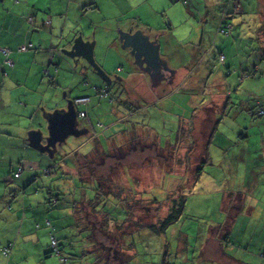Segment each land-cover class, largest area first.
Returning a JSON list of instances; mask_svg holds the SVG:
<instances>
[{"label": "crops", "instance_id": "obj_1", "mask_svg": "<svg viewBox=\"0 0 264 264\" xmlns=\"http://www.w3.org/2000/svg\"><path fill=\"white\" fill-rule=\"evenodd\" d=\"M86 1L88 2L86 3ZM123 2L127 3L126 0H115L120 10L117 16L120 19V23L117 25V29L119 30L120 28L122 31H127L129 23L127 24V17H123L125 13L121 12L123 11ZM97 3V0H0V264H48V261H45L47 258H51L53 264H60L57 256L52 251L51 244L54 239L57 248L64 243L62 251L67 256L66 264H138V253L142 249L139 247V243L142 241V237H149L147 242H151L152 237H155V235L148 229L139 230L133 235V238L130 239L127 236L124 241L120 238L119 233V250L113 248L114 246L111 243L110 245H105L97 237V221L89 218L91 213L98 212L96 208V203L99 201L98 197L102 199L103 196L104 199L102 201H105L106 209L110 210L113 207L122 208L127 199L130 200V203H133L132 200L144 202L145 199L150 198L149 202L153 203L152 206H166L169 211L178 204V201L176 203L174 201L179 199L181 195L186 192H188L187 196L193 193L192 191L197 181L201 180L203 176L213 174L215 172L214 166L221 167L222 170L234 167V159H231L233 162L229 163L231 161H228V153L223 155L222 158L218 157L216 163L211 159L210 163L205 164L207 158L206 146L210 137L208 134L205 143L202 145L200 159L194 170V182L190 183V186L187 187L188 189L180 190L181 186L169 188L168 180L172 176L165 178L164 186H162L164 190H160L159 186L152 187L151 191L155 190L154 194L158 197L161 196V202L153 199V194L150 192L137 190L139 180L137 177H135L137 181L134 178L128 179V182L133 181V188L130 184L128 187L122 184L116 185L115 181H112L113 179L110 177L107 182H101L102 179L93 171L96 167L94 164L104 165L107 161L105 158L95 160L94 156L96 154H105L107 155V160L110 161L118 150L123 151L125 148L124 151L131 150L129 153L132 154L139 153V150L141 155L144 154L145 149L142 147V149L138 150L136 144H142L141 146L144 144L145 147L149 148L148 145L152 142L149 141V143L145 144L142 141L141 135L145 133V130L136 121L147 116L142 104L149 103L151 105L150 108H152L155 103H151V101L158 98L157 100L160 103L162 99L157 96L158 93L143 92L139 95H130V98L124 99L125 104L118 107L108 103L104 107H100L97 105L100 102L97 97V88L94 89V87L90 86L94 83L92 80L95 78L93 77V75L95 76L94 72L86 73V76L91 80L89 82L84 81L81 88L79 86L78 91L82 92L81 95L73 97L72 92L69 91V87L75 85L63 86V78L60 75L59 67L71 66L67 58L61 55L60 49L70 50L72 40L78 36L83 37L87 43H91L94 40L96 45L95 32L97 33L98 23L103 25L101 21H105L109 27L106 28V33L110 42H113L111 46H114L117 55L124 56L120 53L121 50L118 47L119 43L116 40V36L111 34L112 31L114 33L113 24L108 23L109 19L102 12L99 14L94 12L98 5ZM93 27L96 30H92ZM91 30L94 34L88 37L87 35ZM101 35L100 33V38ZM25 44H32L33 48L24 53L18 52V47ZM3 49L9 51L8 58L1 52ZM101 52L102 50L99 52L95 50L94 59L96 58L95 60L100 64H98L99 66L106 67L104 65L106 60H103ZM166 52L169 54L168 58L166 57L169 62V47L166 48ZM117 71L122 73L124 70L120 67L117 68ZM178 72L182 71L176 69L174 75H178ZM190 74L192 75L193 71ZM127 75V77L133 76V70H130ZM59 90L64 91V97L68 100H74L79 97L90 98L87 104L79 105L78 107V120L81 122L79 129L84 132L77 137L71 136L75 141L69 142L68 145L73 143L78 147L71 154V162L68 160L69 154L65 152H61L60 158H53L51 161L47 156L49 155L48 153H42L30 146L28 136L30 132L38 130L42 131L43 137L47 136V132H45L47 117L54 110L64 107V102L58 98L57 93H59ZM165 96L167 95H162L161 97L164 98ZM222 96L225 97L223 98L224 101L228 98H230V101L235 100L232 99V95L225 94ZM233 106L234 104L232 103ZM94 108L99 109V111L92 113ZM198 109L197 106L191 116L184 120L191 123ZM246 109L249 111L248 108ZM149 111L155 112L156 109ZM80 113H84V116L80 117ZM99 116H102V118ZM113 116L116 117L118 122H115L116 120L114 122L110 121ZM236 119H238L237 116L232 120V125L227 123L230 121L229 118H225L220 122L224 125L227 123L229 131L236 130L238 133L240 129L242 130V127L234 123ZM218 120H221V118L216 116L215 122ZM243 122L247 123L248 120L243 119ZM103 124L105 125L104 130L102 129ZM93 125L96 127L94 128ZM109 128L114 133L106 134V130ZM219 131L222 134V140L225 142L223 144H229L227 140H234L237 134L232 137L225 130ZM105 134L107 137H102ZM134 136H136L137 141H135ZM149 137L155 141L154 146L157 147L156 139L153 136ZM257 137L256 139H248L249 144H252V142L258 143L259 137L258 139ZM129 141L130 143H128ZM186 141L187 139L180 145L181 147L185 145L188 153L190 152L189 155L188 153L185 155V161L195 165L193 158H195L197 151L192 149V145H194V149H197L198 143L193 138ZM45 143L42 140V144L45 145ZM212 143L208 146H211ZM173 144L170 142L162 143L159 139V146L164 147L163 152L168 146L171 147ZM114 145H118V147H113ZM112 148L113 152L110 151ZM158 150L160 149L158 148ZM191 152L192 156L190 157ZM128 154L123 156V162L126 161L132 164L133 162L128 160V157H130ZM259 154L256 155L255 159L264 162V154L258 158ZM108 157H111V159H108ZM241 161L236 160L235 162ZM44 170L49 172H47L49 177L47 181L42 178V171ZM16 174H18V177H15ZM255 175H257L256 172L252 176L255 177ZM78 178L81 182H79V187L75 188L74 181H78ZM65 183H68V188L71 184V190L70 188L64 190ZM101 184H104L105 187L101 188ZM109 186H114V188ZM167 190L168 193L164 197ZM76 191L78 200L75 196ZM160 191L163 192L161 193ZM50 193L61 194L62 198H55L56 202L50 203L48 202ZM177 194L180 195L179 198L176 197ZM224 195L222 194V196ZM228 201L230 200H224L222 197L220 199V209L225 213L229 210L225 209ZM116 203H121V205L114 206ZM236 203L239 205L238 209L235 210L234 217L224 215V220L222 221V224L223 222L226 224L223 227L224 230L220 231L219 228L222 224H219L217 226V234L212 235V231L208 234L207 241L199 250L197 264H262L261 255L264 253V243L257 241L255 248L250 250V245L253 241L252 237L249 243L243 247L239 246L237 251L232 254L230 248L233 247H231L229 235L231 234L232 226H234L233 222L237 220L242 212L246 211L248 217L253 216L257 208L263 209L264 204L262 205L263 207H246L244 202L236 201ZM261 217H264V215ZM133 220L139 221L135 213ZM151 224L153 223H149L147 226L149 227ZM249 224V226L255 227L251 223ZM122 227L124 233H127L125 231L127 228L133 231L129 222H125ZM259 227L264 229V221L260 222ZM168 230L157 237L162 238L163 236L166 240L164 245H162V249L165 250L167 248V253L164 254L168 256V262H166L167 259H164L163 264H175V262L170 263L169 260L175 256L181 258L184 256L186 240L182 235V239L174 242L172 236H174L175 231L172 234L170 232L168 234ZM98 231L104 232L101 228ZM109 231L118 233L111 223L108 227ZM262 234H264L263 230L261 231ZM239 236L240 233L238 232L237 237ZM241 239L245 242L246 233ZM98 243L106 252L96 258L95 250L93 251L92 248H96ZM130 243L132 246H126L130 245ZM173 243H175V246L172 250ZM8 244H13L10 253L7 250ZM6 251L7 253H5ZM77 254H81L80 257H75ZM157 257L158 263L152 264H161L160 250L157 253ZM91 258H94V260H91Z\"/></svg>", "mask_w": 264, "mask_h": 264}, {"label": "rangeland", "instance_id": "obj_2", "mask_svg": "<svg viewBox=\"0 0 264 264\" xmlns=\"http://www.w3.org/2000/svg\"><path fill=\"white\" fill-rule=\"evenodd\" d=\"M97 1L98 5L94 12L97 14L102 12V14L109 19L108 23H112V28L114 29V33L112 31L111 34L117 38V25L120 23V19L117 18V16L120 10L115 0ZM126 1L128 5H126V2H123V11L121 12L125 13L123 17H127V24L129 23L128 30L132 29L133 32L142 30L152 38L158 35L161 57L167 60L169 54L166 52V48L169 47L170 61L168 62L167 60L169 67L174 70H181L182 72H178V75H176L177 80L176 76H174L173 82L170 85H166L162 82L163 84L155 91L158 93L157 96H160V99H162L160 103L157 100L158 98H155L151 101V103H155V106L153 105L152 108H150L151 105H149V103L142 104L143 109L146 110L147 116L139 118V121L136 122L140 123V127L145 130V133L141 135L142 141L145 144L149 143V141L152 143L148 145L149 148L147 146L145 147L144 144L143 146L138 143L136 145L138 150L142 149V147L145 149V155H141L140 150L137 154L133 151L134 154L129 153L131 150L124 151L125 148L123 151L118 150L117 153L112 156V159L108 157V159H111L108 161L105 154H100V157L95 158V160L105 158L107 163L104 165H100L99 163L94 164L96 167L93 171L102 179L101 182H107V179L109 180L110 177L113 179L112 181H115L114 183H116V185L122 184L128 187L130 184L132 188L134 187L133 181L131 180L128 182V179L134 178L136 180L135 177H137L139 179L137 190L150 192L153 194V199H157L161 202V196L158 197L155 195V190L151 191V189L154 186H159L160 190H164L162 186H164V181L167 176H172L171 179L168 180L169 188H177L176 186L184 185V188L188 189L187 187L190 186V183L194 182V170L200 159L202 145L205 143L211 131L217 114L221 111L223 112L221 108L225 107L224 105L227 104L223 99L225 97L222 95H232V99H235L231 101V104L234 103V106L227 114V117L229 114L238 117V119L234 120V123L242 127L239 134L243 132V129L248 127L251 129V134H253L256 129L254 127L253 130V126L256 125L260 127L259 125H261V130L264 135V115L261 117L254 115L255 121L251 122L250 120L254 110L256 113L260 109L264 110V0ZM87 2L88 1H86V3ZM102 22L103 25L98 23L97 33L95 32L96 45H94V54L95 50L96 52L102 50L101 54L103 60H106V62L103 63L106 67L99 66L100 64L96 60L95 63L107 76L113 77L114 75H118L120 77H125L128 72L133 69V65L130 63L131 60H128L124 52L125 50L120 48V44H118L121 50L119 51L124 56L117 55L114 46H111L113 42H110L106 33V28L109 27L106 25L105 21H101V23ZM122 27L124 28V26ZM94 29L95 27L92 28V30ZM92 30L87 35L88 37L94 34ZM100 33L102 34L101 38ZM222 56L224 59L221 61L220 58ZM68 63L71 66V61L69 59ZM120 67L124 70L122 73L117 71V68ZM59 69L60 75L63 78V86L75 85L69 87V91L72 92L73 97L82 94L78 89L79 86L81 88L84 81L89 82L91 80L86 76V73L94 72L91 66L86 62H82L81 66L74 67V65H72L68 67L65 65L59 67ZM192 71L193 74L191 75L190 73ZM83 72L85 74H80ZM93 77H95L92 79L94 83L90 86L94 87V89L102 88L104 79L99 77L97 73H95ZM131 81L132 80H130V82ZM145 82L148 84L149 80ZM113 88L118 89L117 86H113ZM57 94L59 100L63 101L64 106H66L68 99L64 97V91L59 90ZM162 95L167 96L163 98L161 97ZM99 101L97 105L100 107L107 105L104 99ZM197 106L199 109L191 120V123H182L181 120L188 119ZM244 108H248L249 111L243 113L241 109ZM153 109H156V111H149ZM77 110H79L78 107ZM98 111L99 109L94 108L92 113H97ZM219 115L221 117L224 114L221 113ZM99 117L102 118V116ZM116 117L118 116L116 115ZM116 117L113 116L110 121L114 122ZM243 119H247L248 122L244 124ZM228 122L231 125L233 124L232 120ZM79 123L81 122L79 121ZM177 125H179V128ZM93 127L95 128L96 126L93 125ZM102 129H105L104 124L102 125ZM221 130H225L232 137L237 133L236 130L229 131L227 125H223ZM106 131V134L114 133L110 128ZM45 132H48L47 125ZM182 133L186 136L185 138L187 141L193 138L194 140L196 139L195 142L198 143L197 149H194L195 147L192 145V149L197 151L195 158H193L195 165L183 159L186 157L185 155L188 151L185 145L181 147V144L176 141L177 137L178 139L182 138L181 140L185 139ZM106 134L102 137L106 138ZM190 134H192L193 137L190 136ZM149 136H153L156 139L157 147L154 146L155 141ZM254 137L255 136L252 135V139ZM134 138L135 141H137L136 136H134ZM159 139L162 143L170 142L174 144L171 147L168 146L163 152L164 147L159 146ZM73 141H75V139L69 137L66 143L57 149L54 159L60 158L61 152H65L69 154L68 160L71 162V154L78 148L73 143L68 145L69 142ZM128 143H130V141ZM223 143L225 142L219 136L213 140L210 153L212 154V158H214V163L218 160L219 152L222 153L226 147V144ZM113 147H118V145H114ZM158 148L161 151L158 150ZM235 148H232V150H235L234 153H239V155L244 156L242 154L245 149L239 147ZM258 150V153L261 155L264 154L263 149L260 148ZM110 151L113 152V148ZM252 152H254V148H252ZM127 154L130 156L128 160L132 161V164L126 161L123 162V156H127ZM189 154L190 152L188 155ZM256 155L257 153H254L252 157L256 158ZM47 156L50 160L53 159L49 155ZM191 156L192 152L190 157ZM197 156L199 157L196 158ZM252 162L253 164L251 166L243 164L239 165V167L227 168L226 170L214 166L215 172L203 176L201 180L197 181L191 195L187 196L186 194H188V192L184 193L187 199L183 214L167 233L169 234L170 232V234H172V232L175 231L174 236H172L174 242H178L179 239H182L183 235L186 240V250L182 258L176 256L170 258V263L197 264L199 250L207 241L208 234L211 231L212 235L217 234V226L222 224L225 214L234 217L235 210L238 209L237 207L239 205L236 201L241 203L244 202L246 207H263L264 162L257 161V159L252 160ZM249 168L251 170H249ZM254 172L257 174L255 177L252 176ZM42 178L45 181L49 178L45 170L42 171ZM77 180L78 181H74V185H76L75 188L79 187V182H81L79 178ZM103 186L104 184H101V188H103ZM109 187L114 188V186ZM67 188L68 183H65L64 190H67ZM69 188L71 190V184ZM160 192L162 193L163 191ZM167 193L168 190L165 192L164 197ZM222 194L225 195L222 196ZM75 196L78 200L77 191ZM176 197L179 198L180 195L177 194ZM221 197L224 200H230L225 207V209H229L227 213L220 209ZM102 199H104L103 196ZM149 201L150 198L145 199L144 202L132 200V207L136 218L139 220V224L145 223V227H147L149 223H156L157 217H163L168 212L166 206L158 209V205L152 206V202ZM230 202L232 203L230 204ZM80 206L82 207V205ZM101 208L102 206H99L98 209ZM263 210L264 207L262 210L257 208L253 216L250 217H248L247 212L244 211L237 220L233 222L234 226H232V231L229 235L230 244H232L231 247H233L230 248L232 254L234 251H237L239 246L243 247L245 244L249 243L252 237L253 241L250 245V250L255 248L257 241L264 243V241H262L264 240V234L261 235V231H264V229L263 227H259L260 222L264 221V217H261L264 215ZM89 218L97 221V237L101 239L105 245H110L111 243L114 247L119 246V233L109 231L106 232V234L98 231L103 225L102 215L100 213H91ZM228 223L230 224V222ZM249 223L255 227L249 226ZM224 225H226L225 222H223L222 226L219 228L220 231L224 230ZM141 230L145 229L141 228ZM238 232L240 233L239 237H237ZM245 233L246 239L244 242L241 237ZM148 240L149 237H142V241L139 243V247L142 249L138 253V264L158 263L157 253L159 250L161 264H163L164 259H167L166 262H168V256H165V250L162 249V245H164L166 241L163 236L162 238L157 236L152 237L151 242H147ZM8 245L7 250H9L10 253L13 244ZM174 246L175 243L172 244V250ZM62 253L61 256L66 260L67 256L63 251ZM52 258L55 259L54 257ZM57 258L59 260L58 256ZM45 261H48V264H53L51 258H47Z\"/></svg>", "mask_w": 264, "mask_h": 264}, {"label": "water", "instance_id": "obj_3", "mask_svg": "<svg viewBox=\"0 0 264 264\" xmlns=\"http://www.w3.org/2000/svg\"><path fill=\"white\" fill-rule=\"evenodd\" d=\"M117 35L120 48L130 49V55L134 58V65L140 72L149 76L152 87L158 86L165 80H167L166 85L173 82L175 70L171 69L167 60L160 55L158 35L151 39V36L144 31L136 30L133 32L132 29L127 31L119 29ZM94 45V40L87 43L83 37L78 36L72 40L70 50L62 48L60 53L64 58L71 61V66H81L83 61L86 62L99 77L107 82L109 76L95 63ZM166 74H168L167 77H165ZM78 113L74 100H68L66 106L54 110L47 117L48 132L46 137H43L41 130L28 134L30 146L42 153L46 152L51 158H54L57 149L64 145L69 137H77L83 134L84 131L79 129L81 123L78 120ZM42 140L46 142L45 145L42 144Z\"/></svg>", "mask_w": 264, "mask_h": 264}, {"label": "trees", "instance_id": "obj_4", "mask_svg": "<svg viewBox=\"0 0 264 264\" xmlns=\"http://www.w3.org/2000/svg\"><path fill=\"white\" fill-rule=\"evenodd\" d=\"M229 92H231V91H229ZM106 93L102 90V89H97V97L99 98V100H101V99H104L108 104H111V105H113V103H112V100H111V97H109L107 94L105 95ZM230 96V95H229ZM228 98V97H227ZM75 100V99H74ZM226 102H227V104H225L224 106L225 107H223L222 109H223V112L221 111L219 114H221V113H223L224 115L223 116H221L220 117V115L219 114H217V116L219 117V118H221V120H218L217 122H214V124H213V126H212V129H211V132L209 133V135H210V137H209V140H208V145L210 144V143H212L213 142V140L217 137V136H219L221 139H222V137H221V132L219 131V130H221V128H222V126L224 125V124H222L220 121H222V120H224L225 118L226 119H230V120H233V119H235V117H236V115H233V114H229L228 115V117H227V114L229 113V111L230 110H232L233 108H232V104H231V101H230V98H228V99H226ZM234 104V103H233ZM77 107H79V105H76ZM241 111L243 112V113H245V112H248L247 111V109L246 108H244V109H241ZM252 115V118H250V120H251V122L252 121H255V117H253L254 115H257V117H261V116H263L264 115V110H262V109H260L257 113L255 112H253V114H251ZM249 116V115H248ZM218 119V118H217ZM182 121V123H186V121L185 120H181ZM220 122V123H219ZM250 122V123H251ZM227 123H229V122H227ZM227 123H225V125L227 124ZM244 123H246V122H244ZM179 125H180V123H179ZM179 125H178V128H179ZM260 127H258V126H253V130H254V127L256 128L255 130H254V133L253 134H251V129H249V127L248 128H245V129H243V132H241L240 134H239V132L241 131V129H240V131L236 134V136H235V138H234V140H231L230 139V141L229 140H227V142L229 143V144H226V147H225V149H224V151L222 152V153H220L219 152V155H218V157H220V158H222L223 157V155H227L226 153H228V157H229V160L228 161H231V159L233 160L234 159V163H233V166L235 167V166H238L239 167V165H243V164H246V165H252L253 164V162H252V160H254L255 159V157L253 158L252 156H253V154L255 153H257V154H259L258 152H256L258 149H263L264 148V135H263V133H262V130H261V125H259ZM252 128V127H251ZM258 128V129H257ZM183 134V133H182ZM252 135H254L255 137V139H256V136H258L259 137V141H258V143H256V142H252V144L250 143L249 144V141H248V139L250 140V138L252 139ZM183 136V138H185L186 136L183 134L182 135ZM258 137H257V139H258ZM182 139V138H181ZM181 139H178V137H177V139H176V141L178 142V143H182V142H184V140L186 139H184V140H181ZM251 142V141H250ZM256 143V144H255ZM213 144V143H212ZM211 144V145H212ZM206 146L207 147V149H206V161H205V164H208V163H210L211 162V159H212V161H214V158H212V154L210 153V148H211V146ZM242 146H244V147H242ZM235 147H239V148H243V149H245V151L243 152V154L242 155H244V156H241V155H239V153H234L235 152V150H236V148ZM232 148H235V150L234 151H232L231 149ZM252 148H254V152H252ZM259 151V150H258ZM240 156V157H239ZM262 155L261 154H259V156H258V158H260ZM233 157V158H232ZM237 157V158H236ZM184 160H185V158H183ZM186 160H188V158H186ZM236 160H242L241 162H238V163H236L235 161ZM261 160V159H260ZM233 161H231V162H229V163H232ZM249 170H251L250 168H249ZM49 173V172H48ZM181 189H185L184 188V186L182 185L181 186V188H180V190ZM51 194V193H50ZM58 197H61L62 198V196H61V194H55V195H53V194H51L50 195V198L48 199V202H56L55 201V198H58ZM186 197V195H181V197L179 198V199H177V200H175L174 202L176 203L177 201H178V204H176L175 206H173L168 212H167V214L164 216V217H162V218H160V217H157V222L156 223H154V224H151V225H149V227L147 226V227H145V223L144 224H139V222L137 221V220H133V218H134V209H133V207H132V203H130V200H128L127 199V201H125V204L122 206V208H120V207H113V208H111V210L110 209H106V205H105V201L103 200L102 201V199H100L99 197H98V202L96 203V208H97V210H98V212L97 213H100L101 215H102V222H103V225H102V230L104 231V232H108V227H109V225H110V223L116 228V230L118 231V233H120V238H122L124 241L127 239V236H129L130 237V239L131 238H133V235L134 234H136L139 230H141V228H144V229H148L152 234H154L155 236H159L160 234H163L166 230H168L171 226H173L174 224H176L177 223V221L180 219V217L182 216V214H183V210H184V206H185V198ZM118 204H120L121 205V203H116L115 204V206H120V205H118ZM151 204H153V203H151ZM99 206H102V208L101 209H98L99 208ZM160 207H158V209H159ZM157 209V210H158ZM122 216H123V218H122ZM125 222H129L130 224H131V227L133 228V231L132 230H128V229H126L125 231H127V233H124V229H123V224L125 223ZM224 227V226H223ZM131 235V236H130ZM55 242V245L53 246L52 244V248H53V253L55 254V255H57L58 257H59V261H60V264H65V259L61 256L62 255V246H64V243H62L61 245H59V248H57V244H56V241H55V239L54 240H52V242ZM129 244V243H128ZM126 246H132L131 245V243H130V245H126ZM102 246L98 243L97 245H96V248H92V250L94 251L95 250V257L97 258L100 254H103V253H105L106 251L104 250V249H102L101 248ZM165 247V246H164ZM113 248H115V249H117V250H119L120 249V247L119 246H117V247H113ZM5 253H7V252H5ZM167 253V248L165 249V254ZM66 254V253H65ZM80 255L81 254H77V255H75V257H80ZM91 256H93L92 254H91ZM106 256H107V254H106ZM261 258H262V260H263V262H262V264H264V253H263V255H261ZM91 260H94V258H91ZM111 261V260H110ZM104 263V262H103Z\"/></svg>", "mask_w": 264, "mask_h": 264}, {"label": "flooded vegetation", "instance_id": "obj_5", "mask_svg": "<svg viewBox=\"0 0 264 264\" xmlns=\"http://www.w3.org/2000/svg\"><path fill=\"white\" fill-rule=\"evenodd\" d=\"M151 39L153 38L151 37ZM124 50H125L124 52L126 53L128 60H131L130 63L133 65L132 70L134 72V75L130 77H127L128 75H126L125 77L123 76L120 77L118 75L116 76L114 75L113 77L110 76L107 82L106 81L103 82L104 85L102 88H97V89H102L109 97H111L113 105L117 107L119 105L125 104L124 99L127 100V98H130V95H134V94L139 95L143 92L148 93L151 91H156L161 84L163 83L167 84L166 83L167 80H165L163 81V83L159 84L158 86L152 87L150 84L151 82H150L149 76L146 74L144 75V73L140 72L139 69L134 65V58L130 55V49H124ZM167 76L168 74L165 75V77ZM147 79L150 82V83L148 82V84H146L145 82V81H148ZM130 80L132 81L130 82ZM114 84H117V85H114ZM113 86H117L118 89L113 88ZM115 122H118V121L116 120ZM96 157H100L99 154H96L95 158Z\"/></svg>", "mask_w": 264, "mask_h": 264}, {"label": "built area", "instance_id": "obj_6", "mask_svg": "<svg viewBox=\"0 0 264 264\" xmlns=\"http://www.w3.org/2000/svg\"><path fill=\"white\" fill-rule=\"evenodd\" d=\"M32 48H33L32 44H25V45H22V46L18 47L17 51L21 52V53H24V52H26V51H28V50H30ZM1 52L4 54V56L6 58H8V55H9V51L8 50L3 49ZM223 59H224V57L222 56L220 58V60L222 61ZM9 64H10V62H9ZM89 101H90L89 97H79V98H76L74 100V104L75 105H83V104H87ZM83 116H84V113H80V117H83ZM45 172L47 173L48 171H45ZM15 177H18V174H16ZM52 245L53 246L55 245L54 241L52 242Z\"/></svg>", "mask_w": 264, "mask_h": 264}, {"label": "bare ground", "instance_id": "obj_7", "mask_svg": "<svg viewBox=\"0 0 264 264\" xmlns=\"http://www.w3.org/2000/svg\"><path fill=\"white\" fill-rule=\"evenodd\" d=\"M237 7V6H236ZM150 93H156L155 91H151ZM113 103V102H112Z\"/></svg>", "mask_w": 264, "mask_h": 264}, {"label": "clouds", "instance_id": "obj_8", "mask_svg": "<svg viewBox=\"0 0 264 264\" xmlns=\"http://www.w3.org/2000/svg\"><path fill=\"white\" fill-rule=\"evenodd\" d=\"M78 115H79V113H78Z\"/></svg>", "mask_w": 264, "mask_h": 264}]
</instances>
